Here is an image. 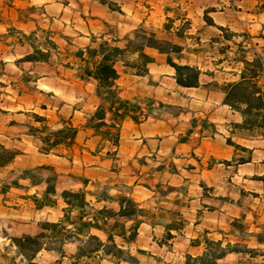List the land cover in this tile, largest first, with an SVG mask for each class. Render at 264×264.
Listing matches in <instances>:
<instances>
[{"label":"trees","instance_id":"trees-1","mask_svg":"<svg viewBox=\"0 0 264 264\" xmlns=\"http://www.w3.org/2000/svg\"><path fill=\"white\" fill-rule=\"evenodd\" d=\"M93 3L109 13L124 15L121 6L114 0H93ZM174 5H180L178 0H174ZM39 10L41 8L33 6L26 8L23 11V20L38 26L39 19L35 13ZM165 11L176 16L168 18L163 27V33L171 39H163L154 32L148 33L144 29H139L125 39L119 40L116 30L110 28L103 20V24L111 33L109 40H106L105 36H93L91 46L86 50H76L70 56L71 61L68 57L63 66L74 74L73 79L81 84L85 91L100 101L84 129L91 130L95 137L114 147L118 148L120 145L122 124L126 120L140 124L144 117L140 105L120 96L121 90L117 82L123 72L148 78L149 68L156 63L149 51H156L165 57L166 65L175 72L174 80L179 88H201V71L197 66L190 64L188 50L178 43L184 42L188 36L183 28L177 29L175 25L187 15L181 16L179 10L169 7ZM214 12L216 11L212 9L205 13L204 27L198 33L208 41L204 48L212 50L219 48L217 50L220 55L226 57L231 50L229 45L234 44L237 36L231 34L228 28L215 24L209 17ZM262 12L264 0L256 9V13ZM42 16L46 17L45 13H42ZM0 24L4 25L1 22ZM209 31L217 32L218 36L206 37ZM244 34L247 40L255 39L250 34ZM39 35L44 37L41 49L36 48L34 43ZM3 37L6 40L11 39V47H29L32 50V54L18 61V64L47 65L53 53L57 55L59 63L62 52H69L60 49L54 41L56 33L49 26L48 28L39 26L38 30L30 35L12 27ZM258 37L257 39L264 41V36ZM60 39L69 43L65 38ZM119 43L124 45L122 49L119 48ZM236 45L238 50L235 52L233 63L243 67L235 75L238 80L214 83L213 88L223 93L224 105L240 118L239 122L230 124V136L227 139V145L234 151L233 162L240 166L251 162L253 151L239 145L238 141L264 140V49L262 56L255 55V58L249 61L246 59L248 42ZM31 79L29 76L22 78L26 93L39 89L36 86L38 81L35 79L31 82ZM13 87L16 86L13 84ZM18 91L21 95L25 94L23 90ZM153 103L155 102L152 101ZM151 112L148 111L149 114ZM108 116L111 117L110 123L107 122ZM29 118L34 124H28L25 128L28 130V136L37 143L39 154L73 161L77 155L76 140L80 129L74 125L71 118L58 114L55 130L51 127L49 119L44 116L31 114ZM21 155L16 149L0 145V195L6 198L9 194L15 193L18 200L32 205L36 211L55 210L60 212L61 218L54 223H45L40 234L11 238L13 256L9 259V250H0V260L9 259L10 262L19 260L20 264H36L42 253L66 258L67 248L77 246L71 256V264H142L141 259L148 256L146 252L141 250L133 252L131 248L136 246L143 224L156 221L166 225L167 241L173 240L174 234L180 235L185 232V219L179 211H166L164 204L160 203H154L153 207H143L135 198L120 194L119 185L90 184L89 180L80 185L73 176H70L71 185L63 187L64 173L51 165L18 167L17 161ZM163 169L164 167H160L158 170L161 172ZM158 190L160 191V186L157 187ZM177 190L167 186L161 190V195L166 199ZM112 191H117V195L112 196ZM244 196L247 201L253 200L254 197L246 193ZM89 198L95 199L97 203H115L118 209L109 206L96 208L89 202ZM247 201L239 203L241 207L250 210L253 204ZM173 203L178 207L180 205L177 199ZM156 207L159 208L158 214L153 211ZM246 214L243 213L227 231L214 227L199 231L193 246L202 245V252L198 257L187 255L184 258L185 264H227L230 255L264 257V251L250 249L243 244L232 245L230 242V238L236 239L238 243L254 240L259 246H264V222L256 233L251 234L250 224L245 223ZM149 258L154 264H169L161 258L151 256Z\"/></svg>","mask_w":264,"mask_h":264},{"label":"crops","instance_id":"crops-1","mask_svg":"<svg viewBox=\"0 0 264 264\" xmlns=\"http://www.w3.org/2000/svg\"><path fill=\"white\" fill-rule=\"evenodd\" d=\"M0 1L6 2L7 0ZM62 1L11 0V28L14 27L25 34L36 32L39 26L43 28L40 20L38 26L23 20L25 8L33 6L44 9L45 16L49 20L48 26L54 32L59 31V28L56 29V25L59 23L58 13H62L67 8V3ZM88 1L93 3V0ZM136 1L141 2L140 0ZM239 2L240 5L237 4ZM221 3L219 10H217L218 5L211 7L216 12L211 13L209 17L214 20L215 24L224 28H228L235 21L239 23V26L248 27L245 23L247 20L253 23L258 18L264 17V12L256 13L260 3L257 0H241L229 4L222 1ZM246 4L250 5L247 10H245ZM122 10L123 14L126 15L125 9L122 8ZM162 12H164L163 9ZM243 14H245V18L241 17ZM167 17L176 18L171 13H168ZM186 18L189 19L190 15H187ZM137 23L136 31L145 26V19H137ZM82 24L85 27L82 30L74 29L78 33L76 35L81 36L87 43L80 46V49L83 48L84 50L91 46V38L95 35L92 24L99 25L100 33H104L102 35L105 36L106 40H109L110 30L100 21L96 19L90 21L83 18ZM62 25L65 27V24ZM118 29L122 35L121 24ZM154 33L160 38L171 39L163 33V26ZM186 36L188 37L184 42L178 41V43L188 50L190 64L194 62V65L201 71V88H179L174 80L175 72L166 65L165 57L151 50L148 53L156 60V63L149 68L148 78L123 72L117 82L121 90L120 96L140 105L144 115L140 124H135L130 120H126L122 124L118 148L95 137L91 130L84 129L85 123L82 126L75 124V126L80 125L76 126L80 130L76 140L77 155L73 161L70 162L55 156H43L38 152V156L45 160L39 165L54 166L62 173H65L62 167H68L80 185L85 180H89L90 184L119 185L120 194L135 198L143 207H153L154 203H160L164 204L166 211H179L185 219V232L180 235L174 234L172 242H168L173 249L168 251L162 245L163 241L166 242L164 237L167 228L166 225L156 221L142 225L137 244L131 248L135 252L141 250L147 253L152 250L151 256L161 258L169 264H176L181 261V264H185L184 258L187 255L198 257L201 254L203 246H193V241L198 238L199 231L213 227L227 231L232 223L241 218L245 212L247 213L245 223L250 224L249 231L251 234L256 233L264 222V176L259 177L254 174L249 178L247 175L250 176L251 174H243L242 170L245 169L244 172L247 173L248 170H251L250 167L257 163L255 161L257 151L249 146L250 143L256 141H238L239 145L253 151L250 163L238 166L237 163L233 162L234 151L227 145V139L230 136V124L239 122L240 118L224 105L223 93L213 88L214 83L230 82L220 80L223 65H219V62L223 60L224 56L220 57L218 53L214 54L212 51L215 49H208L209 53L206 52L207 49L204 47L208 41L202 38L200 33L195 32ZM125 38L126 36H119V40ZM123 47L124 45L119 43V48L122 49ZM204 60L209 61L211 65L203 67L198 63V61L203 62ZM66 83L77 89V95H80L81 84L74 79ZM23 97L24 95L21 96L19 93L15 95V98ZM91 97L97 102V108L100 101L92 94ZM72 101H77V97H74ZM152 101L155 103L152 104ZM74 107L72 104L69 109L75 111ZM149 110L152 111L150 114L148 113ZM78 114L79 112L75 111L69 116L73 123ZM107 122H111L110 116H108ZM262 141L264 142V140ZM115 153L116 155H114ZM160 167H164L161 172L158 170ZM243 178L246 181L251 179L253 183L261 185V188L256 191L241 188V191L235 193L238 194L235 198L216 194L219 187L216 188L215 186L217 182H220V179L221 181L224 179L222 182L225 183V186L231 187L235 186L234 180H243ZM159 186L160 191H157ZM167 186L178 190L163 199L161 190ZM116 192L112 191L111 195H117ZM242 192L254 196L255 206L251 207L250 210L240 206L241 202L248 200ZM176 199L180 203L179 207L173 203ZM213 201L219 202L220 205L227 203L230 207L227 210H222L221 207L215 208V213L210 215L212 219H208L205 213L207 208L205 209V207L211 205ZM89 202L96 208L109 206L115 210L118 209L115 203H97L93 198H89ZM196 202H198L197 207L194 205ZM22 203L26 204L25 202ZM29 206L33 208L32 205L29 204ZM45 211L50 214L55 212L57 219L61 218L60 212ZM153 211L158 214L159 208L156 207ZM181 240L182 244L180 243ZM230 242L232 245L243 244L250 249L264 251V246H259L254 240L238 243L236 239L230 238ZM147 245L151 247L149 250ZM176 248L180 250L176 251ZM182 248H184V252ZM191 251H197V254H193ZM176 253L179 254V257ZM60 259L67 260L71 264V258L60 257ZM256 263L264 264V257L230 255L227 258V264Z\"/></svg>","mask_w":264,"mask_h":264},{"label":"rangeland","instance_id":"rangeland-1","mask_svg":"<svg viewBox=\"0 0 264 264\" xmlns=\"http://www.w3.org/2000/svg\"><path fill=\"white\" fill-rule=\"evenodd\" d=\"M64 1L67 3V8L66 10L64 9L62 13H58L59 23L56 25V29L59 28V31L55 32L56 37L54 38V41L60 46L62 51L68 50L69 52H62V59L59 63L57 55L53 53L47 65L17 63L24 57L31 55L32 50L29 47H11V39H4L3 36H5L8 33L9 28H11L12 6L11 0H7L6 2L0 1V22L4 24H0V145L5 146L8 149H16L22 154L17 161L18 167H32L45 162L41 156H38L37 143L28 136V130L25 128L28 124H34L33 120L29 118L31 114H38L46 117L49 119L51 127L55 130L57 128V115L61 112L66 118H70L69 116L74 114L75 111L79 112L76 116L77 119L74 120V125L80 124L81 126L85 124L95 112L97 102L91 97V93H88L80 86V95H77V89L72 88L66 83L67 81L73 80V74L71 71L63 67L67 62L66 60L68 57L70 59L69 61H71L70 56L76 50L80 49V46L87 44L86 41L83 40L81 36H77L76 34L78 33L74 31V29L82 30L85 28L84 24H82L83 18H87L90 21L96 19L102 24V21L104 20L109 24L110 28L116 30L118 36L127 37L136 31V28H138L137 19L140 18L145 19V26L140 29H144L148 33L159 31L161 26L164 27L167 22L168 13L165 9H168L169 7L173 10H179L181 16L190 15L189 19L182 18L183 20L180 19L177 21L175 26L177 29L183 28L186 34H194L204 27V15L206 12L212 10V6L218 5L217 10H219L222 1L229 4L230 2L233 3L234 1L241 0H178L180 4L177 5L178 7L174 5V0H140V3L136 0H114L118 6L125 9V13L127 12L124 16L120 14L111 15L112 13H109L100 6H93L94 4L90 3L88 0H63L62 2ZM257 1L262 3V0ZM237 4L240 5L241 3L239 2ZM74 7L76 8L74 9ZM179 7L180 9H178ZM249 7L250 5L246 4L245 10ZM162 9L164 12H162ZM75 12L77 13L75 14ZM42 13H45L44 9L36 12L35 16L40 20L43 28H47L49 20L47 17H43ZM241 17L245 18V14ZM245 23L248 27H244L243 25L239 26L237 21L228 27L231 34L236 35L237 38L233 41L234 44L229 45L231 50L228 51V55L219 62V65H223L221 68L223 73L220 75V80H227L230 82L238 80L235 75L239 73L243 67L233 63L235 52L238 50L236 44L244 41L248 42V55L246 59L249 61L255 58V55L262 56L264 41L257 38H259L258 36H264V17L258 18L256 21H253V23L249 20ZM62 24H65V27H63ZM120 24L122 25L123 30L122 35L119 33L118 29ZM91 26L95 37L104 36L102 35L104 33H100L98 29L99 25L92 24ZM249 26L253 27L249 28ZM244 33L254 36L255 39L247 40V38H244ZM30 34L32 33H28V35ZM211 35L218 36V33L209 31L206 34V37L209 38ZM1 37L3 39H1ZM60 37L65 38L69 43L62 41ZM43 39L44 37L39 35L38 39L34 41L36 48L41 49ZM68 45L71 47H68ZM217 49L211 51L214 54L218 53L220 55ZM208 51L209 50L207 49L206 52ZM222 56L223 55H220V57ZM198 63L203 67L205 65H211L207 60H204L203 62L198 61ZM194 64L195 63L193 62L192 65ZM25 76L32 78L31 82L36 79L38 81L36 86L39 89L26 93L22 82V78ZM45 78L46 80H44ZM13 84L16 87H13ZM18 90H23V92H25V94H22L24 95L23 98H15V95L19 93ZM42 91L45 93H42ZM11 92L14 93L12 94ZM74 97H77V101H72ZM72 104L75 106V111L69 109ZM249 146L257 151V155H255V161L257 163L255 166L250 167L251 170H248L247 173L244 172L245 169H242L243 174H251L250 176L247 175L249 178L254 174H257L259 177L264 176V142L262 140H256V142L250 143ZM62 168L65 170L62 181L63 187L70 186L72 183L70 176H73L74 178L75 176L68 167ZM222 181L220 179V182L216 183L217 185L215 187H219L216 194L229 198H235V196L238 195L235 193L241 191V188L248 191H256L261 188V185L253 183L251 179H248L247 181L245 178H243V180H234L235 186L231 187L225 186V183ZM17 196L18 195L15 193L9 194L6 198H3L0 195V250L4 251L5 249H8L10 253L9 256H11H8L9 259L12 258L14 252L10 242L11 238L40 234L42 226L45 223H54L58 220L55 212L50 214L44 210L45 212L38 213L34 207L32 208L29 204H24L22 201L18 200ZM250 201L247 202L253 204L252 207L255 206L254 201ZM218 203L219 202L213 201L211 202V205L205 207V209L207 208L205 213L208 219H212L210 215L215 213V208L221 207L222 210H227L230 207L227 203L222 205ZM197 204L198 202L194 204L195 207H197ZM165 241L167 243L164 241L162 243V245L165 246V249L168 251L173 249V247L168 244V242L170 243L172 240ZM181 242L182 240L180 243ZM146 247L148 250L151 248L149 245ZM76 248L77 246L68 247L66 258H71L76 251ZM177 250L180 249L176 248V251ZM182 250L184 252V248H182ZM191 252L197 254V251ZM147 253V258L141 259L142 264H154V261L149 258L152 250ZM176 255L179 257V254L176 253ZM9 259L0 260V264H20L19 260L10 262ZM36 262V264H70L67 260H61L60 256L48 253H42ZM181 263L182 261L176 264Z\"/></svg>","mask_w":264,"mask_h":264}]
</instances>
